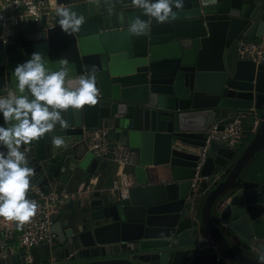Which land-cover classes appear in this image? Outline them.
Listing matches in <instances>:
<instances>
[{
	"label": "water",
	"instance_id": "1",
	"mask_svg": "<svg viewBox=\"0 0 264 264\" xmlns=\"http://www.w3.org/2000/svg\"><path fill=\"white\" fill-rule=\"evenodd\" d=\"M64 7L83 18L73 35L58 25ZM137 16L149 24L142 35L129 30ZM14 32L0 40V93L34 52L53 66L66 58L74 78L94 66L100 90L95 105L64 113L67 126L53 133L64 146L48 134L28 146L32 198L53 185L84 184L67 189L76 195L69 213L53 224L52 245L29 252L33 264H264V185L247 177L264 153V66L235 57L240 42L264 43V0H183L164 23L132 0H54L42 27ZM252 110L262 119L255 134ZM240 114L238 147L211 143L199 171L207 179L191 189L212 124ZM97 130H106L110 148L123 144L135 157L123 170L134 180L124 197L89 187L93 176L112 179L118 169L87 150ZM5 253L0 264H27L20 249Z\"/></svg>",
	"mask_w": 264,
	"mask_h": 264
},
{
	"label": "clouds",
	"instance_id": "2",
	"mask_svg": "<svg viewBox=\"0 0 264 264\" xmlns=\"http://www.w3.org/2000/svg\"><path fill=\"white\" fill-rule=\"evenodd\" d=\"M106 0H95L101 6ZM144 17L164 23L183 7V0H132ZM58 25L68 35L77 33L83 18L72 8L57 11ZM147 19L135 17L130 33L142 35ZM70 62L60 59L55 66L39 52L31 54L12 71V83L0 93V218L20 224L37 213L38 201L29 193L34 169L29 166L28 146L46 134L56 147L65 145L56 128L66 127L64 113L97 103L99 88L94 66L78 78L70 75Z\"/></svg>",
	"mask_w": 264,
	"mask_h": 264
},
{
	"label": "built area",
	"instance_id": "3",
	"mask_svg": "<svg viewBox=\"0 0 264 264\" xmlns=\"http://www.w3.org/2000/svg\"><path fill=\"white\" fill-rule=\"evenodd\" d=\"M54 4L49 0H0V40L3 43L14 36L15 27L26 23H33L37 27H42L44 18L52 15ZM47 26L51 22L47 21ZM235 57L242 61H251L256 65L264 66V43H245L240 42L236 48ZM253 124L250 130L255 134L260 126L262 119L252 110ZM245 114H240L230 118L227 122L219 121L212 124L206 134L204 147L200 151L196 174L191 181V189H196L198 183L206 180L201 178L199 171L205 162L208 148L211 143H216L227 149L234 150L238 147L243 134V121ZM87 150L96 158L111 157V160L119 166L126 168L133 166L135 157L129 148L123 144H116L113 148L109 147V140L106 130H97L93 133L87 143ZM134 185L131 174L123 170L116 175L112 183V188L119 190L124 197L127 190ZM39 207L36 215L28 222L22 224L16 221H9L0 218V260L6 261V249L12 244L17 245L18 249L26 253L27 264H33L29 252L44 244L52 245L55 236L51 233V228L55 223L56 217L60 214L66 203L75 197L64 190L59 191L50 186L45 190H36ZM204 247L202 250H206Z\"/></svg>",
	"mask_w": 264,
	"mask_h": 264
},
{
	"label": "crops",
	"instance_id": "4",
	"mask_svg": "<svg viewBox=\"0 0 264 264\" xmlns=\"http://www.w3.org/2000/svg\"><path fill=\"white\" fill-rule=\"evenodd\" d=\"M49 1H50L51 4H54V0H49ZM221 121H223V120H221ZM87 143H88V141H87ZM251 165L253 167H255L256 172H252L251 174H249L247 176L248 179L264 185V153H261L256 158H254L251 161ZM124 169L125 168L119 166L118 169H117L116 175H118ZM116 175H115V177H116ZM115 177H112V179H110V178H106V177H102V176H93L91 178V180H90L89 187L91 189L92 188L94 189L96 187V185H102L101 192H105L106 191L105 190L106 187H112L111 185H112ZM53 187H55V185H53ZM83 187H84V184L77 185L75 181H72V182L69 181V183L66 185L64 190L66 192L70 193L67 189H69V188H78V190L80 191ZM70 194H72V193H70ZM75 197H76V195H75ZM75 197L72 198V199H75ZM63 213H65V214L69 213V210L66 208V206L62 208L60 214L56 217L55 222H57L60 218H62V214ZM10 248L11 249H14V248L18 249V246L12 244L10 246Z\"/></svg>",
	"mask_w": 264,
	"mask_h": 264
},
{
	"label": "trees",
	"instance_id": "5",
	"mask_svg": "<svg viewBox=\"0 0 264 264\" xmlns=\"http://www.w3.org/2000/svg\"><path fill=\"white\" fill-rule=\"evenodd\" d=\"M243 147H240L239 150H241Z\"/></svg>",
	"mask_w": 264,
	"mask_h": 264
}]
</instances>
